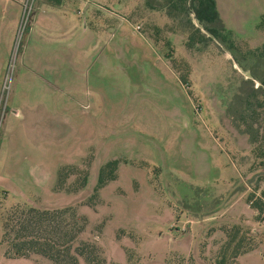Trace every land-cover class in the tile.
I'll return each mask as SVG.
<instances>
[{
    "label": "rangeland",
    "instance_id": "1",
    "mask_svg": "<svg viewBox=\"0 0 264 264\" xmlns=\"http://www.w3.org/2000/svg\"><path fill=\"white\" fill-rule=\"evenodd\" d=\"M188 6L0 0V232L71 205L104 264H264V0H215L208 38Z\"/></svg>",
    "mask_w": 264,
    "mask_h": 264
},
{
    "label": "trees",
    "instance_id": "2",
    "mask_svg": "<svg viewBox=\"0 0 264 264\" xmlns=\"http://www.w3.org/2000/svg\"><path fill=\"white\" fill-rule=\"evenodd\" d=\"M166 1L175 3L181 11L182 6L188 3L202 28L210 33L215 32V26L210 25L218 19L215 0ZM193 35L191 33V40ZM202 36L208 38L205 34ZM261 154L264 156V149ZM259 166H264V160ZM261 194L264 197V184ZM85 223V217L77 214L71 205L45 208L34 204H14L3 215L0 241L7 243V254L12 257H27L34 253L51 258L55 264H79L80 257H84L89 264H104L98 244L88 240L75 243ZM233 236L228 244L234 240ZM240 244H235L233 256L237 255ZM223 255L218 261L220 264L224 262Z\"/></svg>",
    "mask_w": 264,
    "mask_h": 264
},
{
    "label": "crops",
    "instance_id": "3",
    "mask_svg": "<svg viewBox=\"0 0 264 264\" xmlns=\"http://www.w3.org/2000/svg\"><path fill=\"white\" fill-rule=\"evenodd\" d=\"M37 41H38V42H34V41H33L35 45H37V46L39 45V46H41V47H45L43 44H39V41H40V40L37 39ZM73 43H74V42H70V43L67 42L66 44H67V46H70V45H72ZM27 44H29V46H31L30 43H27ZM49 47H52V46H49ZM23 52H24V51H23ZM23 58H24V56H23ZM69 62L72 64V61H71V60H70ZM11 109L14 110V111L16 112L15 115H16L17 119H19V120L22 121V116H23V115L19 112V110H17V109H13V108H11ZM12 112H13V111H12ZM250 140L253 142L255 139L251 137Z\"/></svg>",
    "mask_w": 264,
    "mask_h": 264
},
{
    "label": "built area",
    "instance_id": "4",
    "mask_svg": "<svg viewBox=\"0 0 264 264\" xmlns=\"http://www.w3.org/2000/svg\"><path fill=\"white\" fill-rule=\"evenodd\" d=\"M31 3H32V1L31 2H27L26 3V7L28 6V5H31ZM8 78H9V80H10V78H11V73L9 72V75L6 77V81H5V88H8L9 89V85H10V82H9V80H8ZM7 83H8V85H7ZM263 200H264V197H263ZM261 222H262V224H264V209H263V211L261 212ZM263 236H264V229H263Z\"/></svg>",
    "mask_w": 264,
    "mask_h": 264
},
{
    "label": "flooded vegetation",
    "instance_id": "5",
    "mask_svg": "<svg viewBox=\"0 0 264 264\" xmlns=\"http://www.w3.org/2000/svg\"><path fill=\"white\" fill-rule=\"evenodd\" d=\"M178 9V8H177ZM217 22V21H216ZM215 23V22H214ZM210 25H212V24H210ZM214 26V25H213ZM207 33H209V35H205V36H211V33L210 32H208V31H206ZM205 34V33H204ZM202 210L204 209L205 210V207L203 206L202 207V205H201V207H200ZM201 211V210H200ZM199 212V211H198ZM264 238V237H263Z\"/></svg>",
    "mask_w": 264,
    "mask_h": 264
}]
</instances>
